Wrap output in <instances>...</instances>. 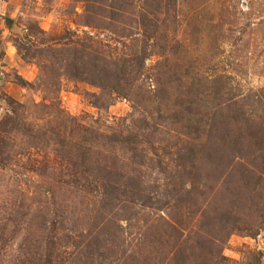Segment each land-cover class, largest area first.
Returning a JSON list of instances; mask_svg holds the SVG:
<instances>
[{
	"label": "rangeland",
	"instance_id": "1",
	"mask_svg": "<svg viewBox=\"0 0 264 264\" xmlns=\"http://www.w3.org/2000/svg\"><path fill=\"white\" fill-rule=\"evenodd\" d=\"M0 264H264V0H0Z\"/></svg>",
	"mask_w": 264,
	"mask_h": 264
}]
</instances>
